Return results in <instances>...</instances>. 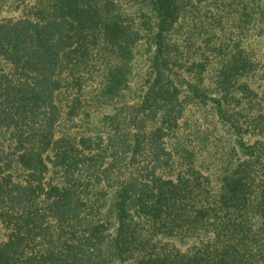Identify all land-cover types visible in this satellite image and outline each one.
<instances>
[{
    "label": "trees",
    "instance_id": "trees-1",
    "mask_svg": "<svg viewBox=\"0 0 264 264\" xmlns=\"http://www.w3.org/2000/svg\"><path fill=\"white\" fill-rule=\"evenodd\" d=\"M132 1L151 11L141 9L139 23L123 13ZM21 2L0 0V10ZM32 7V17L0 22V264H264V126L253 143L237 134L217 188L184 161L188 154L167 145L186 98L204 97L199 88L182 97L168 68L165 39L179 1L35 0ZM141 40L151 71L134 102H117ZM96 57L104 66L91 97L114 104L98 125L60 132V94L68 85L82 91L91 79L82 68ZM230 57L210 97L223 121L241 104L235 77L255 69L240 51ZM257 116L264 121V112ZM173 164L178 172L164 175Z\"/></svg>",
    "mask_w": 264,
    "mask_h": 264
},
{
    "label": "rangeland",
    "instance_id": "rangeland-1",
    "mask_svg": "<svg viewBox=\"0 0 264 264\" xmlns=\"http://www.w3.org/2000/svg\"><path fill=\"white\" fill-rule=\"evenodd\" d=\"M178 1V20L165 39L169 52L168 68L182 82V97L186 94L192 95V88H199L204 97H201L202 101L186 98L184 113L178 126L166 138L167 145L182 155L188 154L190 158H185L184 161H191L194 169L206 176L211 185L217 188L227 166L229 167L225 162V153L232 142L237 140V134H241L244 143H253L260 137L256 134H263L254 130L264 126V121L257 116L264 112V15L257 13L259 10L264 11V7L262 5L261 9H253L252 0ZM261 1L264 4V0ZM34 4L35 0H23L18 6L12 3L4 5L0 10V22L32 17ZM141 9L145 14H151V11H146L149 9L147 3L140 4L135 1L125 4L123 13L129 20L139 23ZM234 51H240L255 64L252 72L236 76L233 82V89L239 87L236 94L241 97V104L233 103L229 113L237 118L240 129L235 127L233 118L231 121H223L217 117L214 112L215 102L210 99L216 96V79L220 67L226 60L231 59L230 55ZM149 55L148 42L145 40L132 47L131 58L125 68L127 85L121 91L117 102L131 104L137 99L143 82L151 71L147 58ZM102 61V58L99 61L96 57V60H91L82 68L83 76H91V79L81 81L82 91L68 85L60 94L63 107L60 132L71 128L74 132L81 133L85 130L86 123L90 128L98 125L102 114L110 111L114 101L104 97H100L98 101V97H91L96 96V80L98 70L103 65ZM245 85L254 89L258 97L254 98V93L245 91ZM71 110L73 118L84 119V124L78 126L71 123L66 115ZM239 110L241 114L238 116L236 112ZM173 166V170H164L163 174L174 176L180 165ZM184 170L181 165L179 172ZM4 232L0 222V241L4 239Z\"/></svg>",
    "mask_w": 264,
    "mask_h": 264
}]
</instances>
